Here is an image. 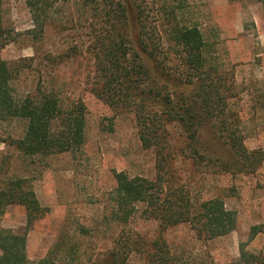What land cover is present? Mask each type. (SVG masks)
<instances>
[{"label": "rangeland", "instance_id": "1", "mask_svg": "<svg viewBox=\"0 0 264 264\" xmlns=\"http://www.w3.org/2000/svg\"><path fill=\"white\" fill-rule=\"evenodd\" d=\"M151 12L164 3L183 2L185 19L196 22L206 42L208 68L220 85L225 103L241 118L245 145L264 150V9L257 0H144ZM71 0H60L40 41L34 40L32 16L26 0L3 1V27L8 44L1 56L7 62L31 59L36 65L22 72L15 82L16 94L27 96L45 82L63 91L66 99H81L86 105V139L74 153L49 157H26L11 138L22 134L24 122L0 124V167L10 177L22 178L40 205L43 217L28 233L27 255L32 262L44 258L56 264H101L124 235L153 238L158 223L142 215V207L123 229L110 218L115 172L153 179L155 154L139 139L132 113H118L92 91L95 63L87 51L90 33L80 24ZM57 5V4H56ZM178 69L179 62H171ZM173 143L183 153L177 161L178 180L190 188L195 200L219 196L238 213L235 231L213 241L196 239L187 225L165 236L184 252L187 262L211 254L219 263L238 258L244 245L249 251L264 247V235L250 240L252 226L264 222V163L254 174L224 172L229 156L216 126L207 123L199 141L187 143L178 126H169ZM199 154H197V152ZM200 155H203L200 156ZM221 157V160H220ZM27 213L13 205L0 216V230L24 233ZM2 251L0 249V255Z\"/></svg>", "mask_w": 264, "mask_h": 264}, {"label": "trees", "instance_id": "2", "mask_svg": "<svg viewBox=\"0 0 264 264\" xmlns=\"http://www.w3.org/2000/svg\"><path fill=\"white\" fill-rule=\"evenodd\" d=\"M0 0V124L24 122L22 134L11 142L26 157H49L74 153L85 144L86 105L66 99L63 91L43 82L24 97L16 94L15 82L22 72L36 65L31 59L7 62L1 56L8 44L2 23ZM264 9V0H257ZM60 0H26L33 22L30 33L40 41ZM87 25V46L95 63V96L118 113L134 115L142 146L155 154L156 176H130L115 172L110 218L127 227L142 207V215L158 223L153 238L124 235L101 264H219L211 254L185 260L165 234L181 225L190 227L199 241L208 242L236 230L238 213L215 196L195 200L190 188L178 180L177 161L183 153L173 143L169 126H178L184 141H199L207 123L216 126L229 152L222 170L254 174L264 163V150L245 145L241 118L229 109L220 85L208 68L206 42L196 22L185 19L187 6L180 1L164 3L151 12L144 0H71ZM57 4V5H56ZM178 60L179 68L171 62ZM197 152V150H195ZM199 154V152H197ZM203 157V155H200ZM0 167V216L13 205L27 213L24 233L0 230V264H56L50 258L32 262L27 255L30 226L44 216L43 208L22 178L10 177ZM264 235V222L254 225L250 240ZM222 264H264V247L249 251L244 245L238 258Z\"/></svg>", "mask_w": 264, "mask_h": 264}]
</instances>
